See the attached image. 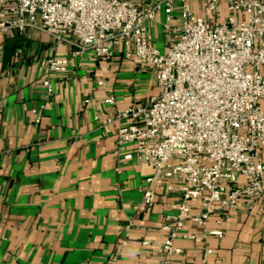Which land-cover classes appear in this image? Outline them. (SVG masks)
<instances>
[{
    "label": "crops",
    "instance_id": "crops-1",
    "mask_svg": "<svg viewBox=\"0 0 264 264\" xmlns=\"http://www.w3.org/2000/svg\"><path fill=\"white\" fill-rule=\"evenodd\" d=\"M163 22L160 13L150 24L162 52ZM0 49V264H167L162 227L180 197L160 194L146 207L153 168L137 161L133 146L118 148V123L104 126L118 109L158 95L154 73L119 54L107 63L92 53L73 57L71 45L36 30L0 36ZM50 54L72 56V64L65 78L52 77L46 96ZM109 96L115 105L104 102ZM219 228L222 239L177 240L183 254L169 264H264V216L228 211L185 231Z\"/></svg>",
    "mask_w": 264,
    "mask_h": 264
},
{
    "label": "built area",
    "instance_id": "built-area-1",
    "mask_svg": "<svg viewBox=\"0 0 264 264\" xmlns=\"http://www.w3.org/2000/svg\"><path fill=\"white\" fill-rule=\"evenodd\" d=\"M160 13L164 52L150 32ZM28 30L71 45L73 57L92 53L107 63L119 54L154 73L158 95L118 109L104 126L118 123V148L133 146L137 161L153 168L146 207L160 194L180 197L162 227L167 264L183 254L177 240L224 237L220 228L187 233V223L206 227L228 211L264 216V0H0V36ZM72 56L47 57L46 96L52 77L67 76Z\"/></svg>",
    "mask_w": 264,
    "mask_h": 264
},
{
    "label": "rangeland",
    "instance_id": "rangeland-1",
    "mask_svg": "<svg viewBox=\"0 0 264 264\" xmlns=\"http://www.w3.org/2000/svg\"><path fill=\"white\" fill-rule=\"evenodd\" d=\"M140 1H147V0H140Z\"/></svg>",
    "mask_w": 264,
    "mask_h": 264
}]
</instances>
